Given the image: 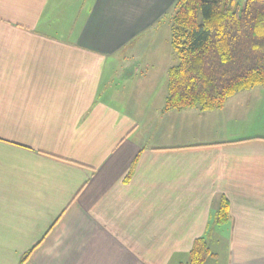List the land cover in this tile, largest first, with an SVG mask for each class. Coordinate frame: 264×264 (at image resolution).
<instances>
[{
	"label": "crops",
	"instance_id": "crops-1",
	"mask_svg": "<svg viewBox=\"0 0 264 264\" xmlns=\"http://www.w3.org/2000/svg\"><path fill=\"white\" fill-rule=\"evenodd\" d=\"M176 1L0 0V264H264V86L167 109Z\"/></svg>",
	"mask_w": 264,
	"mask_h": 264
},
{
	"label": "trees",
	"instance_id": "trees-1",
	"mask_svg": "<svg viewBox=\"0 0 264 264\" xmlns=\"http://www.w3.org/2000/svg\"><path fill=\"white\" fill-rule=\"evenodd\" d=\"M171 45L177 64L168 73L166 108L221 109L232 96L264 86V0H177ZM229 216L223 200L214 222L223 225ZM213 258L206 237H200L181 264Z\"/></svg>",
	"mask_w": 264,
	"mask_h": 264
},
{
	"label": "rangeland",
	"instance_id": "rangeland-1",
	"mask_svg": "<svg viewBox=\"0 0 264 264\" xmlns=\"http://www.w3.org/2000/svg\"><path fill=\"white\" fill-rule=\"evenodd\" d=\"M240 2H243V0H240ZM173 10L168 14L165 15L164 18L161 21V24H159L156 28H154L151 33L153 36L159 37L160 39V49H165V54L169 56L170 64L176 65L177 64V56L175 52H173L172 45L170 43L171 38V18H172ZM147 35V33H145ZM143 38V37H142ZM162 47V48H161ZM162 49V50H163ZM172 56V57H171ZM139 64H142V62H137ZM144 70V68L142 69ZM207 242L209 243L211 250L214 254H216V258H213L208 261L207 264H222L225 263V257H226V247L227 242L226 240L216 234L214 231L208 233L206 236ZM217 254L220 255V259L217 258ZM225 260V261H224Z\"/></svg>",
	"mask_w": 264,
	"mask_h": 264
}]
</instances>
